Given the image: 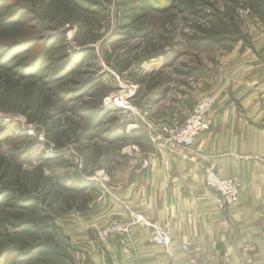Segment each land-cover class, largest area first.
Masks as SVG:
<instances>
[{"label": "rangeland", "instance_id": "1", "mask_svg": "<svg viewBox=\"0 0 264 264\" xmlns=\"http://www.w3.org/2000/svg\"><path fill=\"white\" fill-rule=\"evenodd\" d=\"M17 1L30 8L23 16L27 23L0 28V39L34 35L53 41L39 75L21 78L16 67L40 46L0 70V120L10 129L0 145V190H23L38 199V209L1 199L0 249L42 243L32 258L12 264H76L66 229L75 233L77 213L89 214L96 193L106 189L102 196L115 198L106 174L129 167L124 155L149 147L152 154L189 158L192 146L150 142L148 124L180 126L204 95L214 97L213 109L217 95L206 89L253 16L264 17V0H166L160 10L145 7L144 0ZM166 54L169 63L144 70ZM64 63L73 67L51 79ZM90 80L91 86L81 87ZM147 165L146 159L142 167ZM130 216L131 223L141 217ZM22 223L28 228L16 227Z\"/></svg>", "mask_w": 264, "mask_h": 264}, {"label": "crops", "instance_id": "2", "mask_svg": "<svg viewBox=\"0 0 264 264\" xmlns=\"http://www.w3.org/2000/svg\"><path fill=\"white\" fill-rule=\"evenodd\" d=\"M243 30L206 89L217 95L216 105L189 158L152 154L149 147L124 155L128 168L105 173L118 200L96 193L89 214L77 213L75 233L66 229L76 264H264V17L254 15ZM167 54L144 70L169 63ZM182 103L187 108L185 99ZM205 166L239 179V198L226 211L216 208L214 192L204 183ZM132 212L167 227L171 255L151 241L149 227L131 223ZM114 221L128 225L131 242H120L118 235L99 238V229Z\"/></svg>", "mask_w": 264, "mask_h": 264}, {"label": "trees", "instance_id": "3", "mask_svg": "<svg viewBox=\"0 0 264 264\" xmlns=\"http://www.w3.org/2000/svg\"><path fill=\"white\" fill-rule=\"evenodd\" d=\"M145 7L161 9L163 5V1L166 0H144ZM168 2V1H166ZM30 8L26 4H21L17 0H0V28H8L11 26L25 24L27 23L28 17H23L25 14H29ZM53 39L39 37V36H25L19 37L17 39L12 40H2L0 39V70L2 69H11L13 67L14 62L12 60L16 58L19 54L23 52H27L28 50H33L36 46H40V49L27 55L25 60L16 67L17 73L20 74L21 78L35 77L40 74V70L45 62L44 53L50 47ZM76 57V55H75ZM70 59V58H68ZM66 60L65 63L72 62L71 60ZM12 62V63H11ZM11 63V66L9 65ZM62 65L60 71L55 70L53 73H50V78L54 79L61 75L67 73L69 69H71V65ZM74 64V63H73ZM15 72V71H14ZM92 85V81H86L81 85V87H88ZM73 96L76 94L77 90H72ZM10 129L7 124H3L0 120V145L2 141L7 137V132ZM3 166V158L0 154V170ZM6 198V199H5ZM4 200L6 204H10L11 206H21L23 208H33L38 209L37 207V197L33 195H29L25 191H17L16 189L7 188L4 190H0V201ZM8 200V201H7ZM25 226L28 228L27 224H18L16 227ZM41 229H45L47 227L41 226ZM42 243L38 245H33L29 247L27 250H23L19 248L15 244L8 245L2 249H0V264L9 262L12 264L13 262L28 260L32 258L38 250L42 247Z\"/></svg>", "mask_w": 264, "mask_h": 264}, {"label": "built area", "instance_id": "4", "mask_svg": "<svg viewBox=\"0 0 264 264\" xmlns=\"http://www.w3.org/2000/svg\"><path fill=\"white\" fill-rule=\"evenodd\" d=\"M214 103L215 99L213 96L204 95V97L198 101L197 105L192 108L184 122L178 127L168 123L148 124L150 142L156 145H166L168 147L178 146L182 148H191L195 139L207 129L206 115L208 111L211 110ZM204 178L206 185L214 192V203L217 209L226 211L237 201L240 184L235 176L223 177L215 173L209 166H205ZM104 190L108 191L106 189ZM102 192H100L99 196L102 195ZM115 198L118 200L117 197ZM136 222H141L144 226L149 227L151 241L161 245L166 254L171 255L173 238L165 225L156 220L152 222L146 221L141 217H137ZM128 230V225L114 222L104 231L98 232V236L101 239H106L110 235H118L120 237L119 241L126 244L127 241L131 242ZM183 248L186 249L187 245H183Z\"/></svg>", "mask_w": 264, "mask_h": 264}]
</instances>
